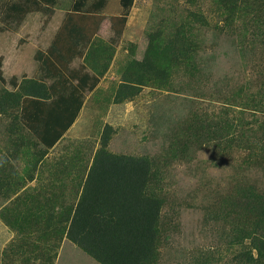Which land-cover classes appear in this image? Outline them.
<instances>
[{"label": "rangeland", "instance_id": "374dc122", "mask_svg": "<svg viewBox=\"0 0 264 264\" xmlns=\"http://www.w3.org/2000/svg\"><path fill=\"white\" fill-rule=\"evenodd\" d=\"M20 1L0 0L3 76L18 80L16 88L0 83V264H43L48 253H55L53 264H99L61 239V232L54 233L45 245L47 251L34 240L36 236L24 238L21 229L10 228L3 218L9 205L17 211L26 209L29 163L46 152L34 134L22 127L20 104L26 96L39 95L49 101L60 94L59 78L44 70L38 56L45 53L74 0H58L49 12L30 14L19 26H7L3 22L5 7ZM119 12L117 0H109L103 10L105 20L83 57L70 65L76 69L84 64L100 83L84 98L78 124L59 151L67 152L71 161L82 160L78 169L86 173L101 147L102 134L111 127L106 148L110 153L147 157L152 165L151 191L163 202L156 264H232L241 246L229 241L235 236L232 226L236 220L222 197L235 191L240 175L232 167L235 161L215 157L218 150L213 142L194 141L193 127L215 125L225 116L228 120L240 117L245 97L258 98L259 78L225 37L224 15L216 0H134L126 26L116 36L109 19ZM174 41H183L184 48L195 50V73L173 67L166 81L149 78L137 85L141 83L135 66L145 52L148 55L149 43H155L158 51ZM129 85L135 88L127 91ZM240 87L243 89L232 103L235 106L229 107L231 91ZM262 108L255 116L260 122H264ZM242 118L252 122L249 127L258 134L250 112ZM203 132L208 136V131ZM236 153L234 160L245 152L238 149ZM249 176L264 188L263 173L252 171Z\"/></svg>", "mask_w": 264, "mask_h": 264}, {"label": "trees", "instance_id": "16d2710c", "mask_svg": "<svg viewBox=\"0 0 264 264\" xmlns=\"http://www.w3.org/2000/svg\"><path fill=\"white\" fill-rule=\"evenodd\" d=\"M57 1L22 0L10 3L4 9L3 22L7 26H19L30 14L49 12ZM108 1L74 0L49 47L41 54L42 57L38 56L44 70L59 78L61 91L49 101L39 95L24 97L19 113L22 127L33 133L45 150L51 149L70 129L79 115L85 96L99 83V78L85 71L84 65L80 64L76 69L70 65L82 57L105 20L103 10ZM216 1L224 15L225 37L239 54L242 63L259 78L258 98L245 97L238 118L228 120L225 116L215 125H194L193 136L196 134L194 141L198 144L202 139L213 142V148L218 150L215 157L235 161V165L231 166L240 175L241 180L235 182V191L222 197L228 213L234 215L236 220V226H232L235 236L229 241L241 246L232 258V264H264V188L256 186L249 176L252 171L264 175V122L255 117L264 107V0ZM117 2L120 12L110 16L109 27L114 35L119 36L126 26L134 0ZM181 42H169L158 51L155 43L150 42L148 55L145 52L143 60L135 66L141 83L135 84L143 85L146 79L159 77L166 81L173 67L183 68L193 75L197 70L195 50L192 46L187 50ZM175 45L178 49L174 48ZM0 83L12 88L18 85L16 77L4 78L1 58ZM133 85H129L127 91L133 90ZM245 86H248V82ZM242 89L231 91V100H227L229 107L235 106L232 103H236ZM247 111L254 117L253 123L258 125V134L253 132V127H249L252 122L242 118ZM106 129L101 137V147L96 151L87 172L83 192L69 226L56 231L61 232V239L65 237L99 264H156L163 202L151 191L150 159L110 153L106 148L107 131L111 127L107 126ZM203 131H208V136ZM238 149L245 153L234 160ZM224 210V216L228 218ZM44 233H48L47 230ZM44 250L48 251L45 245ZM54 256L55 253H48L42 263L53 264Z\"/></svg>", "mask_w": 264, "mask_h": 264}, {"label": "crops", "instance_id": "0c3cea01", "mask_svg": "<svg viewBox=\"0 0 264 264\" xmlns=\"http://www.w3.org/2000/svg\"><path fill=\"white\" fill-rule=\"evenodd\" d=\"M84 67L85 71H87L85 65ZM90 74L96 76L95 74ZM97 86L91 92L87 93V95L93 93ZM84 106L85 101L73 125L51 149L45 150L41 144H38L43 149L42 151L46 152L44 156L35 155L29 163L31 179L26 185L28 189L27 196L29 198L26 209L22 211V208L20 211H17L14 206L9 205L4 210H7V215L4 214L3 218L10 228L29 230L28 232L30 233H26L27 231L24 232L22 234L23 237L36 236L34 240L40 245H47L50 239L54 237V233L58 234L56 230L68 228L83 192L87 171L85 173L80 167L78 169V166L83 161L78 159L71 161L67 152L59 151L58 147L63 144L70 134V131L78 124L77 122ZM91 164L87 170L90 169ZM11 207H13V210L8 211ZM31 230L37 231L33 232ZM45 230L48 233H44ZM51 230L54 231L51 232Z\"/></svg>", "mask_w": 264, "mask_h": 264}]
</instances>
